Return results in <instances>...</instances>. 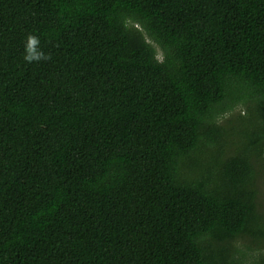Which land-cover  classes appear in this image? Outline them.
I'll list each match as a JSON object with an SVG mask.
<instances>
[{"label": "trees", "instance_id": "obj_1", "mask_svg": "<svg viewBox=\"0 0 264 264\" xmlns=\"http://www.w3.org/2000/svg\"><path fill=\"white\" fill-rule=\"evenodd\" d=\"M263 185L264 0H0V264H264Z\"/></svg>", "mask_w": 264, "mask_h": 264}, {"label": "clouds", "instance_id": "obj_2", "mask_svg": "<svg viewBox=\"0 0 264 264\" xmlns=\"http://www.w3.org/2000/svg\"><path fill=\"white\" fill-rule=\"evenodd\" d=\"M24 61L26 63H40L51 59L49 53H45L40 47V39L37 35L29 34L24 46Z\"/></svg>", "mask_w": 264, "mask_h": 264}, {"label": "rangeland", "instance_id": "obj_3", "mask_svg": "<svg viewBox=\"0 0 264 264\" xmlns=\"http://www.w3.org/2000/svg\"><path fill=\"white\" fill-rule=\"evenodd\" d=\"M148 42H149L152 46H154V47L157 49V51L159 52V54H160V50H159L158 46H157L154 42H152L151 40H149V39H148ZM245 113H246V110H245L244 107H238V108L232 113V115L240 114V115L244 116ZM234 124H237V122L235 121ZM263 186H264V185H263ZM245 243H247V241H246V242H243L242 244H245Z\"/></svg>", "mask_w": 264, "mask_h": 264}]
</instances>
